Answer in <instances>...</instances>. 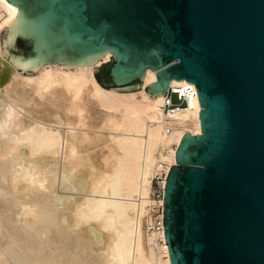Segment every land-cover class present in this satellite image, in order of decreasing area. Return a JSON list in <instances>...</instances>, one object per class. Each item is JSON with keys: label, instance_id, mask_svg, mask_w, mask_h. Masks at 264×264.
<instances>
[{"label": "water", "instance_id": "water-1", "mask_svg": "<svg viewBox=\"0 0 264 264\" xmlns=\"http://www.w3.org/2000/svg\"><path fill=\"white\" fill-rule=\"evenodd\" d=\"M4 57L23 75L43 64L94 65L109 90L151 97L194 83L202 136L187 134L165 188L172 264H264V0H6ZM107 89V88H106Z\"/></svg>", "mask_w": 264, "mask_h": 264}, {"label": "bare ground", "instance_id": "bare-ground-1", "mask_svg": "<svg viewBox=\"0 0 264 264\" xmlns=\"http://www.w3.org/2000/svg\"><path fill=\"white\" fill-rule=\"evenodd\" d=\"M17 12L0 0V264H172L154 180L203 135L195 84L151 97L148 68L137 92L106 89L95 68L111 52L23 75L1 46ZM171 91L186 105L168 108Z\"/></svg>", "mask_w": 264, "mask_h": 264}, {"label": "built area", "instance_id": "built-area-1", "mask_svg": "<svg viewBox=\"0 0 264 264\" xmlns=\"http://www.w3.org/2000/svg\"><path fill=\"white\" fill-rule=\"evenodd\" d=\"M176 96L177 101L179 102L178 104H175L173 102V97ZM168 97L170 99V103L167 106L168 108H176V107H181L182 104H184V106L186 105V102L184 99H182V97L180 95H177V93L172 92L168 94ZM183 107V106H182ZM166 183L167 180L166 178L158 177L154 180V197L156 200L158 201H164V196H165V188H166ZM158 217H160L159 221L155 223L154 225V229L157 232H160L162 234L165 235V219H164V207L161 206L157 212Z\"/></svg>", "mask_w": 264, "mask_h": 264}, {"label": "trees", "instance_id": "trees-1", "mask_svg": "<svg viewBox=\"0 0 264 264\" xmlns=\"http://www.w3.org/2000/svg\"><path fill=\"white\" fill-rule=\"evenodd\" d=\"M106 66H103L100 71L105 70ZM100 71L95 72V76L99 84L105 88H109L110 84V72L107 70L106 72V81L101 77Z\"/></svg>", "mask_w": 264, "mask_h": 264}, {"label": "rangeland", "instance_id": "rangeland-1", "mask_svg": "<svg viewBox=\"0 0 264 264\" xmlns=\"http://www.w3.org/2000/svg\"><path fill=\"white\" fill-rule=\"evenodd\" d=\"M110 63V62H109ZM106 64V63H105ZM138 91V90H137ZM137 91H133V92H137ZM173 102L175 103V104H178L179 102L177 101V98H176V96H174L173 97ZM182 106H184V104H182Z\"/></svg>", "mask_w": 264, "mask_h": 264}]
</instances>
